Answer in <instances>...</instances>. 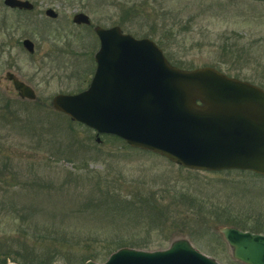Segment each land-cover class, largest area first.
<instances>
[{"label":"rangeland","instance_id":"374dc122","mask_svg":"<svg viewBox=\"0 0 264 264\" xmlns=\"http://www.w3.org/2000/svg\"><path fill=\"white\" fill-rule=\"evenodd\" d=\"M27 1L33 8L19 13L0 0V186L13 185L17 207L11 213L9 198L0 196L4 264H21L20 257L65 264L89 247L68 250L53 242L31 247L30 237L41 226L72 230L81 241L89 233L124 242L148 238L145 250L163 249L184 237L219 264H243L231 257L218 229L233 226L264 234V176L239 170L188 172L162 156L95 134L53 110L50 99L87 87L98 46L92 25H117L135 38L147 37L177 67L212 66L264 89V0ZM44 9L57 12V17L44 15ZM78 12L92 25L74 24L71 17ZM25 38L33 43L31 53L21 45ZM6 71L29 85L35 99L19 98L4 78ZM119 170L126 181L148 183L155 176L156 187L170 182L172 190L188 188L204 206L186 210L184 203H176L175 218L149 236L143 226L109 231L106 221L89 214L97 189L94 194L91 181H79L74 173L115 176ZM173 228L178 231L169 233ZM99 246L92 247L102 253Z\"/></svg>","mask_w":264,"mask_h":264},{"label":"water","instance_id":"95a60500","mask_svg":"<svg viewBox=\"0 0 264 264\" xmlns=\"http://www.w3.org/2000/svg\"><path fill=\"white\" fill-rule=\"evenodd\" d=\"M9 8L30 9L27 0H3ZM45 14L53 17L52 9ZM75 24L89 17L74 13ZM98 46L94 71L85 89L57 93L53 110L93 130L116 136L130 147L164 157L190 170H240L264 176V89L212 66L180 68L147 37L135 38L116 26H93ZM21 45L33 51V43ZM19 98L34 100V90L12 72ZM96 141L99 139L96 137ZM231 257L264 264V234L233 226L218 229ZM5 264H19L8 262ZM82 264H219L184 237L163 249L119 247L104 261Z\"/></svg>","mask_w":264,"mask_h":264},{"label":"trees","instance_id":"16d2710c","mask_svg":"<svg viewBox=\"0 0 264 264\" xmlns=\"http://www.w3.org/2000/svg\"><path fill=\"white\" fill-rule=\"evenodd\" d=\"M106 137L113 138L124 144V146H127L116 136L106 135ZM186 171L193 172L191 170ZM74 174H77L75 179H79V181L80 179L81 181L86 179L90 180L91 189L94 191V194L95 189H97L96 193L99 200L96 199L93 202H89V205L93 207L89 214L92 217L98 215L101 220L106 221L108 223L106 226H108L109 231L111 229L119 231L120 228L133 230L143 226V228H147L144 229L145 235L149 236L148 234L152 229L160 227L161 225L164 227L166 223L172 221L171 218H175V213L178 214V211L175 210L176 203H184L186 210H195V207L201 209L204 206L202 203L203 201L195 197L188 188L185 190H172L170 188L171 185H168L170 182L166 185L156 187V184L153 182L156 179L155 176L153 180H151L152 182L149 181L145 183L143 179L126 181V179L120 175V170L115 172V176H108L105 172H102V174H89L86 172ZM170 180L172 181L171 177ZM12 188V184H8L5 187L0 186V196L9 198L7 207L11 210V213H16L17 207L12 200L16 191L12 190ZM90 197L91 196H89V198ZM1 206L3 205L1 204ZM82 209V211H85V205H82ZM182 218L187 217L182 216ZM172 231L175 232L178 231V229L173 228L169 233ZM166 237L168 236L164 238ZM145 239L146 240H141L137 243L124 242L113 240L108 236L106 237V235L100 238L96 233H89L86 239L81 241L72 230L45 226L36 229L30 237V240H32L31 247L33 244V247L39 248L45 247L44 242H53L55 245H61L68 250L79 249L83 245H85L83 247H86V245L89 244L87 251L84 252L78 260H69L66 261L65 264H82L88 259L96 261L102 256L104 257L103 259H105L112 251L123 246L148 249L150 242L148 238ZM56 242H58V244H56ZM95 245L103 248L104 251L98 253L96 249L92 247ZM19 262H22L21 264H52V260L49 258L34 260L28 258V260H26L20 257ZM0 264H4V259H0Z\"/></svg>","mask_w":264,"mask_h":264},{"label":"flooded vegetation","instance_id":"af4514ba","mask_svg":"<svg viewBox=\"0 0 264 264\" xmlns=\"http://www.w3.org/2000/svg\"><path fill=\"white\" fill-rule=\"evenodd\" d=\"M2 3H3V0H2ZM33 8V6L30 8V9H23V8H19V9H17V8H11V9H16V10H18L19 11V13H24V12H28V11H31V9ZM45 10L46 9H44L43 10V13H44V15H46L45 14ZM54 12V16L53 17H50V16H48V17H50V18H56L57 17V12H55V11H53ZM47 16V15H46ZM75 24V23H74ZM76 25H79V24H76ZM81 25H83V26H85V27H89V26H91L92 24H91V21L89 22V24H81ZM93 26H95V25H92V28H93ZM95 35V34H94ZM96 36V35H95ZM23 40V39H22ZM21 40V41H22Z\"/></svg>","mask_w":264,"mask_h":264},{"label":"bare ground","instance_id":"6f19581e","mask_svg":"<svg viewBox=\"0 0 264 264\" xmlns=\"http://www.w3.org/2000/svg\"><path fill=\"white\" fill-rule=\"evenodd\" d=\"M240 171V170H239ZM229 249V248H228Z\"/></svg>","mask_w":264,"mask_h":264}]
</instances>
